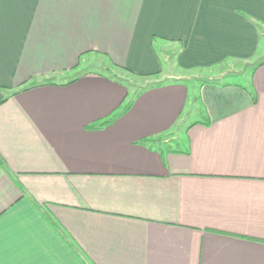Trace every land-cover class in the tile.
Wrapping results in <instances>:
<instances>
[{
  "label": "crops",
  "instance_id": "0c3cea01",
  "mask_svg": "<svg viewBox=\"0 0 264 264\" xmlns=\"http://www.w3.org/2000/svg\"><path fill=\"white\" fill-rule=\"evenodd\" d=\"M92 58L185 77L92 129L128 94ZM263 60L264 0H0V264H264Z\"/></svg>",
  "mask_w": 264,
  "mask_h": 264
},
{
  "label": "rangeland",
  "instance_id": "374dc122",
  "mask_svg": "<svg viewBox=\"0 0 264 264\" xmlns=\"http://www.w3.org/2000/svg\"><path fill=\"white\" fill-rule=\"evenodd\" d=\"M89 61V62H88ZM87 62H83L82 66L78 69L79 71H98L100 73H103L104 75L114 78L116 80H118L119 82L123 83L127 88L130 89V91H139L140 89H143L146 86L155 84V82L157 80H162V79H166L169 81H172L174 78H177L178 76H180L182 79L184 76L183 73L179 72L178 70H176L173 66H168L166 68V71L168 73V76L170 77H165V76H158L152 80H144V79H138V78H134V77H130L129 75H126L122 72L116 71L114 69H112L109 65H107L106 63H102V61H99L96 58H92L90 60H88ZM236 69H240L239 65H231V62H228L226 64H223L222 66H218L215 67L213 69H211L210 71L206 72H191L187 75V85L190 87V90L193 88L194 85H199L198 82L200 83L201 78H213V76L216 78H220L222 75H229L228 72H230L229 70H236ZM244 70L246 71V74L251 72V70H249L248 68H244ZM79 71H75L78 72ZM77 76L78 74H74L71 76H68L72 79V77ZM186 75V74H185ZM198 80V81H196ZM221 81H226L229 83H237L240 84L242 80V78L240 77H232V76H227L225 78H223ZM173 135V133H172ZM171 135V136H172ZM169 137V135L167 136Z\"/></svg>",
  "mask_w": 264,
  "mask_h": 264
},
{
  "label": "trees",
  "instance_id": "16d2710c",
  "mask_svg": "<svg viewBox=\"0 0 264 264\" xmlns=\"http://www.w3.org/2000/svg\"><path fill=\"white\" fill-rule=\"evenodd\" d=\"M262 64H264V60H263V62H261L259 65H262ZM78 77H79V75L73 77V79L70 80V81H68L66 84H70V83H72V82L75 81L76 78H78ZM113 79H114V78H113ZM42 84H45V85H48V84H49V85H51V84H53V82H52L51 80H46V81H44V83H42ZM42 84H40V85H42ZM159 84H162V83L159 82V83H155V84H152V85L146 86V87H144L143 89H140L139 91H130V89L128 88V94H127L126 98L124 99V101L120 104V107L116 110V112L112 113V114H111L110 116H108L107 118H105V119H103V120H100V121H98V122L92 124V129H99V128H102V127L107 126V125H109L110 123H112L114 120H116L117 117L123 115L124 113H126V112L130 109V107H131V105H132L134 99H135V98H136V97H137V96H138V95H139L144 89L149 88V87H153V86H155V85H159ZM35 86H38V84H36L35 82H31V83L28 84V86L26 87V89H30V88L35 87ZM126 88H127V87H126ZM152 142H153L152 140L147 139V140L142 141V144H144V145H150V143H152Z\"/></svg>",
  "mask_w": 264,
  "mask_h": 264
}]
</instances>
